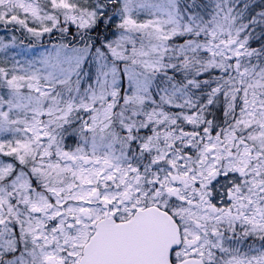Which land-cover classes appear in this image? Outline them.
Listing matches in <instances>:
<instances>
[{
    "label": "snow or ice",
    "instance_id": "snow-or-ice-1",
    "mask_svg": "<svg viewBox=\"0 0 264 264\" xmlns=\"http://www.w3.org/2000/svg\"><path fill=\"white\" fill-rule=\"evenodd\" d=\"M0 264H264V0H0Z\"/></svg>",
    "mask_w": 264,
    "mask_h": 264
}]
</instances>
